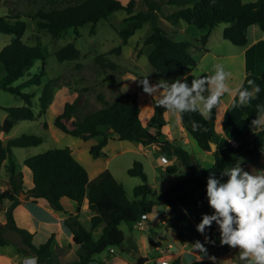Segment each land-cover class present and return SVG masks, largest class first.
Instances as JSON below:
<instances>
[{
  "label": "trees",
  "instance_id": "obj_1",
  "mask_svg": "<svg viewBox=\"0 0 264 264\" xmlns=\"http://www.w3.org/2000/svg\"><path fill=\"white\" fill-rule=\"evenodd\" d=\"M41 1L48 3L50 8L40 9L33 17L37 19L38 27L46 29L54 38L63 36L69 28H75L77 31L78 27L87 22L93 23L91 29L94 32L96 23L101 19H107L117 10H125L128 15L123 18V27L118 32L122 42L127 43L129 38L145 22L149 21L151 32L143 39V45L153 46L148 54V60L154 69L166 76L188 70L197 64V60L191 53V46L194 44L192 41L173 40L168 32L159 25L158 16L162 12L164 3L180 6L172 13H163L164 18L172 22L184 20L197 28H208L209 30L219 23L225 22L227 25L223 30L224 38L239 46L247 44V29L250 25L257 24L264 31V0H142L146 8L135 13L136 0H128L127 3L122 0ZM66 2L69 3L64 5ZM26 30L27 22L21 15H0V33L12 35L10 42L0 50V67L4 71L0 76V90L20 96L25 101L23 105H0V110L7 112L3 122L0 121V128L5 133H9L19 120H33L36 117L33 110L35 93L23 91L25 87L31 85L42 87L39 96L40 114H43L53 98L50 86L53 79H49L43 85V77L46 75L45 53L39 44H29L24 41ZM209 33L207 32L197 39L203 47L208 42ZM120 51L121 45H118L107 53L96 54L95 61L101 67L114 70L117 68V64L108 58L107 54ZM82 55L83 52L76 46L75 41L56 50V56L60 62L78 60ZM37 60H42L39 71L15 84L17 80L25 76ZM200 76L208 75L203 73ZM107 78L116 88V93L112 98L108 99L103 93H99L100 107L78 119L74 118L77 101H68L64 104L56 124L65 133L83 140L97 138L90 148V153L96 158L105 155L103 148L114 136L119 140L139 141L143 144L156 143L161 154L175 156L189 174L193 186L180 193L182 182L179 181L158 195L157 199L171 207V217L166 221L177 229L178 235L181 237L179 223L175 219V216L183 214L179 203L193 196L200 197L201 190L206 187L209 170L220 176V172L224 168L232 167L237 163H257L261 156L260 149L264 147V131L258 132L257 135L252 133L250 144L239 152L220 153L216 149L214 163L207 169L201 168L192 161L186 148L175 141L164 139L161 129L166 124L165 109L158 107L154 100L152 123L155 130L151 131L140 118L138 93L121 90V80L112 73L108 74ZM260 88L258 104H264V69L261 73ZM255 108L256 106L251 104L244 108L249 120L257 118ZM215 114L216 109H213L209 119L203 118L196 112L182 114L183 126L195 138L198 145L207 151L212 150L211 142H217L219 137L215 129ZM64 120H69L70 124H66ZM192 121L197 122L200 126L198 131H193ZM109 128H113L114 131L110 132ZM42 142L43 137L36 134H21L11 137L7 141L0 137V166L8 160L6 169L12 186L5 193L0 191V202L3 201L4 196L12 200V204L7 210V221L0 224V245L9 243L5 237L7 230L15 231L32 253L38 256L40 262L53 264L54 234L46 241L35 245L33 233L19 227L13 215L14 207L20 203L18 194L24 189L23 173L16 170V164L12 158V147L37 146ZM24 165L32 171L33 186L28 192L34 201L45 200L51 207L59 210L63 209L61 201L64 198L76 202L75 213H70L63 220L72 232L74 243L85 250L76 264H89L96 255L111 246L119 245L124 250L126 234L119 225L121 222L129 224L137 222L151 211L154 204V201L150 200L148 206L142 207L141 201L148 200L153 189L144 165L139 160H134L133 165L128 169L130 175L139 176L142 179V182L134 188L132 197L128 195L123 183L117 180L109 168L103 169L91 178L88 169L75 157L69 146L51 148L28 156L24 159ZM177 168L176 163L169 164L167 172L173 173L177 171ZM224 179L226 180L227 177ZM84 201L92 204L102 218L103 228L97 239L93 238L92 233L78 219V213ZM201 203L205 204L202 199L199 203L200 206ZM207 212L208 208L205 205V211L202 214ZM152 237H154V232ZM152 243H154L153 240ZM235 253L237 264H240L238 249H235ZM201 259L198 257L188 264H212L206 257ZM146 260V256H140L137 264H143ZM99 264H105L104 260H101ZM174 264H181V259L177 257ZM219 264H221L220 261Z\"/></svg>",
  "mask_w": 264,
  "mask_h": 264
},
{
  "label": "rangeland",
  "instance_id": "obj_2",
  "mask_svg": "<svg viewBox=\"0 0 264 264\" xmlns=\"http://www.w3.org/2000/svg\"><path fill=\"white\" fill-rule=\"evenodd\" d=\"M74 1L76 0H71V2ZM122 1H124V3L128 2V0ZM68 3L69 2H66L64 5ZM49 8L50 5L41 0H0V15H21L27 22V30L23 37L24 41L29 44H39L42 47L45 53L46 60V75L43 77V85L49 79H53L52 84H50L53 91V98L43 114H40L39 105V96L41 94L42 87L38 85H31L29 87H25L23 91L35 93V96L33 98V110L36 115L35 119L19 120L9 133L2 132L0 128V135L2 133V137L4 140H8L11 137L19 136L21 134H36L43 137V142L37 146L12 147V158L15 161L16 170L27 171L29 173H31L30 169L24 165V159L28 156L39 154L48 149L62 146H69L74 149L75 152H77L82 148L92 146L96 142L97 138L94 137L90 138L89 140H83L79 137L67 134L56 124V121L60 113L63 111L64 104L66 102L77 101L76 111L74 115L75 119L81 118L86 113L98 109L100 107V101L98 99L99 93H103L108 99L112 98L116 93V88L113 87L111 81L107 78L108 74L112 73L117 79H120L121 72L125 71L128 67L137 70L143 76H147L149 74L148 78L153 77L157 80L161 78L168 80L170 78L169 76H166L154 69L148 60V53L151 51L152 46H144L143 39L151 32L150 22H146L140 29H138L134 33V35L129 38L127 43H123L118 31L123 27V18L126 17L128 13L125 10H117L113 12L107 19H101L99 22H97L94 32H92L91 29L93 23L87 22L83 26L78 27L77 31L75 30V28H69L63 36L54 38L46 29L39 28L37 25V19L33 17V15L36 14L40 9L47 10ZM145 8L146 5L142 0H136L134 13ZM179 8L180 6L177 4L164 3L162 5L163 12H172L178 10ZM159 24L160 26L164 27L162 20H159ZM225 26L226 23L221 22L213 28L211 46L216 42H220L224 39L223 29ZM199 33V28L195 27L192 32L189 33L185 38H189L190 40H193L195 42L194 36H198ZM11 37L12 35L10 34L0 33V50L5 44L10 42ZM71 41H75L76 46L81 49V51L83 52L82 57L74 61L60 62L57 59L56 50ZM230 44H232V42H230ZM118 45H121V51L119 53L112 52L107 54V57L117 64L116 69L113 70L108 67H101V65L97 61H95L96 54L102 52L107 53L112 48ZM141 47H143L142 54ZM137 55L140 56L137 57ZM41 65L42 60H37L34 65L29 68L25 76L17 80L15 84L22 82L29 76H32L33 74L38 72ZM3 72V68L0 67V76L3 74ZM23 104H25V101L20 96L11 94L4 90H0V105L13 106ZM6 116L7 112L4 110H0L1 122L6 118ZM64 122L66 124H70L69 120H64ZM172 123H175V120H173ZM131 143L132 142L127 140H111L109 146L107 147V154L111 155V152H113V150H118L122 146L132 147L133 144ZM111 146L115 148L110 149L109 147ZM185 148L190 153L191 159L194 163L197 164V162H202V159L194 151L193 147L190 144L186 145ZM84 152H86V154L84 153L85 157L88 158L89 161L95 163V165L91 167L89 171V174L93 175L95 174L94 172H97L98 169L103 166V162H100L102 160L97 159L92 154L90 155L89 152ZM154 153L155 152L147 153V156L135 152L122 153L117 154V156L114 157L111 161L110 170L112 171L114 176L123 183L129 193V196L133 195L134 187L142 182V179L139 176L137 177L128 174V168L133 165L134 160H139L143 163L150 183L154 184L153 182H155V191H157L159 194L171 187L168 183L163 184L162 179L157 177V170L154 166L157 155ZM88 160L84 161L85 164H89ZM7 162L8 160L5 161V165L3 166L5 167V170H7ZM260 167H264V161L263 163H261ZM5 170L3 168L0 174L3 177L5 176ZM102 170L103 169H101V171ZM217 178H219V176H217ZM156 179H158V181H155ZM201 199L205 204L201 203L202 205L200 206L199 203L201 202ZM63 200L72 202L67 198H64ZM149 200H153L155 206H157L159 209L163 208L162 204L155 197V195H152ZM197 204L199 205L197 206V208L196 204L191 202V200H187L183 204L184 208L189 210L190 213V215H188V213L186 215L188 217H191V219H202L201 213L205 211V205H207L209 211H212L206 199V192L203 195V198L201 197V195L199 198L197 197ZM143 205H148V203H142V206ZM156 213L157 212L154 211L151 218L154 219L153 221L155 222L156 232L162 237V245L159 248H161L162 252L164 253L177 251L182 247L184 239H182L181 237L179 238L177 229L174 226L166 228L165 224L160 220L164 219L162 214ZM196 213H198L199 215L194 217ZM26 222L31 224V226L35 225L33 219H26ZM192 222L194 221L192 220ZM83 225L84 227H88L87 222H83ZM169 225H171V223ZM119 226L126 234V239L123 245L127 246L128 248H132L133 251H122L121 246L115 245L109 247L100 255H97V258L109 257V261H112V264H115L119 262L118 259L120 258L131 259L132 261L135 260L137 258V251H139L141 254L146 253L148 255L153 252L155 247L150 245V236L147 231H140L136 224L131 225L127 222H121ZM44 232L45 229L39 231L36 236L37 242H42ZM90 232L94 237L97 236V231L91 229ZM185 233L191 236L192 243H195L197 240L201 241L202 243L204 242L203 236L193 228H190V231H185ZM191 233L193 234L191 235ZM18 237L19 236L14 233H11L10 235L11 240L23 243L22 238L19 241ZM131 238H135V240H137V246L135 245L133 240H131ZM211 238L216 243L215 245L210 244V247H207V245H205V247L208 249V254L216 256L217 259L219 258L218 260L221 264H237L235 250L224 256L223 252L220 251V247L218 244L219 238L217 234L213 233L211 235ZM143 240L144 243H146V246L143 245ZM154 241H157V238H155ZM37 242L36 244H40ZM170 244H172L171 247H169ZM112 249L115 250V257L110 253ZM229 249L230 248L228 246H223L222 250ZM176 255L179 256L181 255V253L170 254L169 257L175 259L177 258ZM221 255H223L222 258H220ZM192 257L193 256L190 253L185 252L182 254L184 263L187 260L189 261ZM199 257L203 258L202 255Z\"/></svg>",
  "mask_w": 264,
  "mask_h": 264
},
{
  "label": "crops",
  "instance_id": "obj_3",
  "mask_svg": "<svg viewBox=\"0 0 264 264\" xmlns=\"http://www.w3.org/2000/svg\"><path fill=\"white\" fill-rule=\"evenodd\" d=\"M244 1H253V0H244ZM172 12L162 11L161 12L162 15L160 13L158 16V22L159 20L163 21V25H164L163 28L168 32V35L173 40H188L194 43L193 46H191V53L193 57L197 60V64L181 73L169 75L170 77L168 79L169 81H174L176 78L184 77L187 79V82L191 83V79L194 76L199 77L203 73H207L208 76L214 75V65L219 63L225 67L226 71L232 73V76L228 81L230 88L236 89L241 85H243L244 88H248L247 81L249 79L254 80L257 85L261 86V73L262 70L264 69V31L257 24H252L248 27L247 29L248 42L245 45L239 46L234 43L230 44L231 41L224 38L220 42H216L214 45L211 46V37L213 34L214 27L210 30L208 28L205 29L199 28L200 33L198 36H194L195 37L194 38L195 42H194L193 40H190L189 38H185V37H187V35L192 32L195 26L190 23H187L184 20L172 22L164 18L163 13L169 14ZM207 32H210L208 42L203 47L197 41V39H199L202 35H204ZM141 48H142L141 51L142 54L143 47ZM140 55H137V57ZM142 77L144 76L140 74L137 70L128 67L125 71H122L121 73L120 88L125 92L136 91L138 93V100L140 104V118L145 126H147L151 131H154L155 127L153 126L152 123V116L154 112V100L148 95L144 94L142 88L138 87L137 83L132 81L134 79L142 78ZM149 80L153 84H155L158 81L153 77L149 78ZM221 99L223 101V107L221 108L218 114L216 110V114H215V129L219 134V137L216 142L217 149L219 150L220 153H227V152L236 153L242 150L243 148H245L246 146H248L251 142L252 131L249 127L251 120H249L245 114L244 111L245 107H236V108L232 107L233 101L238 100V96L233 95L230 97L227 94H225ZM258 103H259L258 99H254L251 102V105L256 106ZM164 116L166 119V124L161 129L164 139L175 141L177 144L182 145L184 148L186 145L190 144L193 147L194 151L202 159V162L201 163L197 162V164L201 168L210 167L215 161L214 151L204 150L198 145L195 138L183 126L182 115L173 116L171 113L165 112ZM173 120H175V123H172ZM0 137L3 139L2 133ZM116 139L118 138L114 136L113 139L111 140H116ZM111 140L103 148V153H105V155L97 157V159L102 160L100 162H103V166H101L97 172H94L95 174L93 175L89 174L91 178L96 176L98 173H100L99 171H101V169H105L107 167L110 169L111 161L113 160L114 157L117 156V154L135 152L147 156V153L155 152L154 154H156L157 157L161 156L164 158L163 164H159L156 159L154 165L157 170V177L162 179L163 184L168 183L170 186H173L177 184L179 181H181L182 185H181L180 193L192 187L191 178L187 173V171L185 170L184 166L179 162V160L175 156L161 154L159 152V147L156 143L143 144L139 141H130L132 142L131 144H133L132 147L122 146L118 150L116 149L113 150V152H111V155H108L107 147L109 146ZM90 148L91 146L82 148L77 152H75L74 149H72L75 157L85 165L88 171H90V168L95 165V163L89 161L88 158L85 157L86 152L84 151L89 152V154L91 155ZM109 148L114 149L115 147L111 146ZM86 160H88L89 164H85L84 161ZM263 161H264V156L261 155L257 163L241 162V164L246 171L256 174L257 172L260 171V169H264V167H260ZM173 163L177 164L178 166L177 171L173 173H168L167 167L169 164H173ZM4 165L5 162L0 166V174L3 168L5 170V167H3ZM22 173H23V189L24 192L27 193V195L20 197L19 196L20 193L18 194L20 198V203L17 204L13 209V215L17 225L33 233V243L35 245H38L36 244L37 242L36 236L39 233V231L45 229L44 236L42 237L43 238L42 242L46 241L52 234H54L53 242H52L53 264H76L80 255L83 254L85 250L80 245L74 243L71 230L63 222V220L71 212L75 213L77 207L76 202H74L71 199L69 200H71L72 202H68L62 199L61 202L63 205V209L59 210L51 207L45 200L34 201L29 196V192H28V190L31 189L33 186L32 171L31 173L27 171H22ZM155 181H158V179H156ZM153 183L154 184L150 183L153 189L152 195H155V197L157 198V196L160 195L162 192L159 194L157 191H155L156 185L155 182ZM11 187L12 186L9 180V174L7 170H5V176L3 177L0 175V191L5 193ZM205 192H206V187L201 190L200 195L202 198ZM188 200H191V202L195 203L197 208L198 204H197L196 196H193ZM2 203L5 206V208L0 207V224H3L7 221V210L8 207L12 204V200L4 196ZM142 203L144 204L148 203L149 205L150 200L148 199L145 201H141V204ZM184 203L185 201L179 203L181 208L183 209V214L175 216V219L179 223L180 235L182 239H184L183 244L181 243L182 247L180 249H178L175 252L164 253L162 252L161 248H159L162 245V237L156 232L155 222L153 221L154 219H152L151 216L154 213V211L157 212L156 214L161 213L164 218V219H160L161 222L165 224L166 228H169L172 225H169L170 223H168L166 220L171 217V212H170L171 207L169 205L161 203L163 208L159 209L157 206H155V204H153L150 212L145 214L137 222L131 224V225L136 224L140 229V231H147L149 233L150 236L149 243L150 245L155 247L153 252L150 255H148L146 253L141 254L139 251H137V258L135 260L132 261L131 259L120 258L118 259L119 262L115 264H135V263L137 264V260L140 256L147 257V260L143 264H153V263L160 264L161 259L165 257H169L170 254H177V253H181V255H179L180 257L176 255L181 259V264H188L190 261L201 256L202 254L199 255L198 252L196 253L193 252L192 250L193 243L191 240L192 238L189 234L185 233V231L186 232L190 231V228L196 230V226L201 222L200 221L201 219L200 220L194 218L191 219V217H188L186 214L188 213V215H190V213L189 210L184 208L183 205ZM148 205H143V206L146 207ZM207 213L210 214L211 211H209L208 209ZM198 215L199 214L196 213L194 217ZM26 219H33L35 225L31 226V224L26 222ZM78 219L80 220L82 225L83 222L88 223V227H85L88 231H91V229L97 231L96 237L92 235L94 239H97L100 236L103 228V221L99 213L96 211V208L92 204H90L87 201H84V203L81 206V210L78 213ZM192 220L194 222H192ZM140 221L142 222L141 224L139 223ZM153 232H154V237H152ZM11 233L18 235L19 241L21 240V236L17 232L12 230H7L5 232V237L7 238L9 243L6 245H0V264H22L26 256L34 254L27 245L23 244L22 242L11 240L10 239ZM213 233L217 234L219 238V240L217 238L218 244L220 247V251L223 252L224 256L228 255L231 251L235 250V249L222 250L223 246H220L219 232L217 231L215 224L213 225L212 229L209 230V235L210 234L212 235ZM192 234L193 233H191V235ZM155 238H157V241H154ZM131 240H133V242L137 246V240H135V238H131ZM152 240L154 241V243H151ZM42 242H37V243H42ZM142 243L143 245L146 246L144 240L142 241ZM206 245L207 247H210L209 246L210 244H206ZM123 246H124V250L121 247L122 251H128V252L133 251L132 248H128L125 245ZM114 252L115 250L112 249L110 253L113 254V256L115 257L116 254H114ZM185 252L192 254L193 257L189 261L187 260L184 263L182 259V254ZM223 255H221L220 258H222ZM101 260H104L105 264H112V261H109V257L97 258V255L94 257V260L91 261L89 264H99Z\"/></svg>",
  "mask_w": 264,
  "mask_h": 264
},
{
  "label": "clouds",
  "instance_id": "obj_4",
  "mask_svg": "<svg viewBox=\"0 0 264 264\" xmlns=\"http://www.w3.org/2000/svg\"><path fill=\"white\" fill-rule=\"evenodd\" d=\"M231 76L232 73L218 63L214 65V75L194 76L191 83L183 77L174 81L161 78L153 84L148 78L149 74L132 81L166 113L178 116L196 112L209 119L213 109L217 110V114L220 112L223 107L221 98L225 94L238 96V100L232 103L233 108L247 107L259 98L261 88L254 80L247 81L248 88L241 85L232 89L228 84ZM255 111L257 118L251 120L249 127L257 135L264 131V104H257ZM192 128L198 131L200 126L192 121ZM260 152L264 156V147ZM209 171L206 199L212 211L210 214L203 213L201 222L196 226V230L204 236V242L197 240L193 243V252L198 251L212 264H219L217 257L209 255L205 247L206 244L216 243L209 235V230L215 224L220 246L238 249L240 264H264V169L253 174L237 163L224 168L219 178L215 172ZM28 259L31 264H36L35 257Z\"/></svg>",
  "mask_w": 264,
  "mask_h": 264
},
{
  "label": "built area",
  "instance_id": "obj_5",
  "mask_svg": "<svg viewBox=\"0 0 264 264\" xmlns=\"http://www.w3.org/2000/svg\"><path fill=\"white\" fill-rule=\"evenodd\" d=\"M157 162L159 164H163L164 163V158L163 157H157ZM140 224L142 223L141 221L139 222ZM169 247H171V244L169 245ZM31 257H35L36 258V264H44L42 262H40L38 256L36 254H32V255H28L24 258V261L22 264H31L30 259ZM176 259V258H175ZM175 259L170 258V257H166L160 260V264H174Z\"/></svg>",
  "mask_w": 264,
  "mask_h": 264
},
{
  "label": "water",
  "instance_id": "obj_6",
  "mask_svg": "<svg viewBox=\"0 0 264 264\" xmlns=\"http://www.w3.org/2000/svg\"><path fill=\"white\" fill-rule=\"evenodd\" d=\"M109 131L113 132L114 130H113V128H109ZM211 149L213 151H215L217 149V143L216 142H214V141L211 142ZM26 195H27V193H25L24 191L20 192V194H19L20 197H23ZM0 207L5 208V206L3 205L2 202H0Z\"/></svg>",
  "mask_w": 264,
  "mask_h": 264
}]
</instances>
